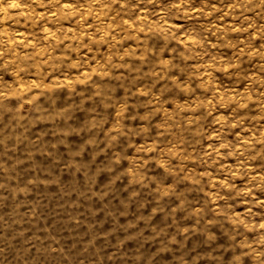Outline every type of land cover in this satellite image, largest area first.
<instances>
[{"label": "clouds", "instance_id": "1", "mask_svg": "<svg viewBox=\"0 0 264 264\" xmlns=\"http://www.w3.org/2000/svg\"><path fill=\"white\" fill-rule=\"evenodd\" d=\"M0 264H264V0H0Z\"/></svg>", "mask_w": 264, "mask_h": 264}]
</instances>
